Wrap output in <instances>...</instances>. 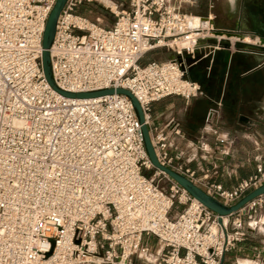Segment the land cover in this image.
I'll return each instance as SVG.
<instances>
[{
  "label": "built area",
  "instance_id": "built-area-1",
  "mask_svg": "<svg viewBox=\"0 0 264 264\" xmlns=\"http://www.w3.org/2000/svg\"><path fill=\"white\" fill-rule=\"evenodd\" d=\"M55 2L0 0V264H134L150 254L146 236L160 250L152 264H219L246 235L242 215L256 213L264 195L219 224L218 215L152 166L125 95L78 99L55 91L41 58ZM99 2L66 0L49 49L54 84L69 93L129 91L158 163L223 206L264 184L260 168L231 190L207 173L198 178L170 154L167 132L150 128L153 104L173 96L187 102L200 93L189 78L192 66L225 43L264 49L262 38L245 42L243 35L217 29L211 16L195 17L191 26L194 16L175 0L113 3L109 28L76 13ZM158 50L168 55L164 61H144ZM217 117V108H210L205 124L218 140ZM166 127L180 134L171 121ZM176 204L183 209L172 217Z\"/></svg>",
  "mask_w": 264,
  "mask_h": 264
},
{
  "label": "crops",
  "instance_id": "crops-1",
  "mask_svg": "<svg viewBox=\"0 0 264 264\" xmlns=\"http://www.w3.org/2000/svg\"><path fill=\"white\" fill-rule=\"evenodd\" d=\"M99 1L104 5L99 2L79 6L89 13L92 11L93 16L76 13L94 22V15L108 10L107 7L113 9V3L128 2ZM175 1L183 13L211 16L217 29L248 37L257 31L255 18L258 10L264 9V0ZM112 24L105 20L102 26L109 28ZM242 39L249 42L246 37ZM189 78L200 85L197 96L187 102L177 96L168 97L151 106L150 128L167 132L170 154L178 155V162L193 170L196 177L207 173L226 190L256 175L258 168L264 172V49L225 43L211 58L192 66ZM212 107L218 110V140L205 124ZM169 121L180 134L169 131L166 127ZM250 139L256 143L257 150L252 143L248 144ZM231 219L232 216L227 218ZM242 229L246 230L244 239L225 253L222 264H264V204L256 213L242 215ZM143 244L150 249L146 261L138 257L133 261L152 264L160 252L156 239L146 236Z\"/></svg>",
  "mask_w": 264,
  "mask_h": 264
},
{
  "label": "water",
  "instance_id": "water-1",
  "mask_svg": "<svg viewBox=\"0 0 264 264\" xmlns=\"http://www.w3.org/2000/svg\"><path fill=\"white\" fill-rule=\"evenodd\" d=\"M66 0H56L49 16L45 24L43 36H42V68L45 79L49 83V85L57 91L59 94L66 98H78V99H85V98H94L102 95H110L113 93L125 95L130 101L137 116L138 122L140 123V130L142 134L143 146L145 152L152 164V166L165 174H167L171 179H173L179 186H181L192 198L197 200L207 209L215 213L219 216V224H222V218L228 217L239 210H241L244 206H246L252 200L264 195V184L261 186L251 190L246 195H244L237 203L232 206L226 207L223 206L219 201L211 198L210 196L206 195L201 189H199L196 185H194L191 181L183 177L182 175L160 165L157 161L154 149L150 142L149 130L148 127L144 123V116L141 111V108L136 100V98L127 90L119 88L116 90H100L95 92H88V93H69L59 89L55 84L51 77V63H50V54L49 49L51 47L56 22L58 16L65 4ZM261 42L264 43V39H261ZM224 257L221 258L219 264L223 263Z\"/></svg>",
  "mask_w": 264,
  "mask_h": 264
},
{
  "label": "rangeland",
  "instance_id": "rangeland-1",
  "mask_svg": "<svg viewBox=\"0 0 264 264\" xmlns=\"http://www.w3.org/2000/svg\"><path fill=\"white\" fill-rule=\"evenodd\" d=\"M110 1V0H109ZM176 2V1H175ZM104 4V3H103ZM118 4H122L124 7H126V4L125 3H118ZM177 4V3H176ZM92 9V8H91ZM102 9V8H101ZM104 9V8H103ZM93 11L95 10V9H92ZM76 12H78V13H80V14H82V15H85V16H93V12L91 11L90 13L88 12V11H86L84 8H82V7H79V8H77L76 9ZM109 12V9L108 10H104L103 12H101V14H99V13H97V14H95L94 15V21H98V22H100V24L101 25H103V23H104V21L105 20H109L111 23H113L114 22V18H113V16H112V14ZM101 15V16H100ZM232 34H234V35H242L241 33H232ZM246 34H244L243 35V37H246L245 36ZM250 36V35H249ZM247 38V37H246ZM247 39H249V38H247ZM252 47V46H251ZM257 49H261V48H257ZM157 52V54L156 55H154V56H151L150 57V59H154V60H157V61H164L167 57H168V55L164 52V51H161V50H158V51H156ZM144 175L145 176H147V178H152V171H145L144 172ZM182 210L183 209V207H181V206H179V205H175L174 207H173V209H172V211H171V213H170V215H175V214H178L179 213V210ZM181 212V211H180ZM135 259H137V258H135ZM134 259V260H135ZM150 261H152L151 260V258L149 259ZM133 263L134 264H148V263H141V261L140 260H136V262L135 261H133Z\"/></svg>",
  "mask_w": 264,
  "mask_h": 264
},
{
  "label": "flooded vegetation",
  "instance_id": "flooded-vegetation-1",
  "mask_svg": "<svg viewBox=\"0 0 264 264\" xmlns=\"http://www.w3.org/2000/svg\"><path fill=\"white\" fill-rule=\"evenodd\" d=\"M255 27H256V32L251 33V35H258L260 38L264 39V9H259L258 10V16L255 18ZM249 38L248 36H246ZM249 42L251 41V38L248 39Z\"/></svg>",
  "mask_w": 264,
  "mask_h": 264
},
{
  "label": "trees",
  "instance_id": "trees-1",
  "mask_svg": "<svg viewBox=\"0 0 264 264\" xmlns=\"http://www.w3.org/2000/svg\"><path fill=\"white\" fill-rule=\"evenodd\" d=\"M156 54H157L156 51H153V52L148 53V54L144 57V61L147 60V59H150L151 56H154V55H156Z\"/></svg>",
  "mask_w": 264,
  "mask_h": 264
},
{
  "label": "bare ground",
  "instance_id": "bare-ground-1",
  "mask_svg": "<svg viewBox=\"0 0 264 264\" xmlns=\"http://www.w3.org/2000/svg\"><path fill=\"white\" fill-rule=\"evenodd\" d=\"M232 3V2H231ZM195 17H193V19H191V22H190V24H191V26H193L195 23H196V19H194Z\"/></svg>",
  "mask_w": 264,
  "mask_h": 264
}]
</instances>
